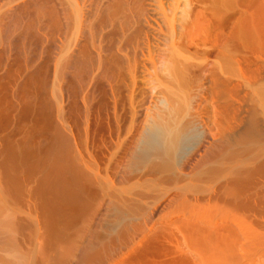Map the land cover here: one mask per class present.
<instances>
[{"label":"bare ground","instance_id":"6f19581e","mask_svg":"<svg viewBox=\"0 0 264 264\" xmlns=\"http://www.w3.org/2000/svg\"><path fill=\"white\" fill-rule=\"evenodd\" d=\"M0 264H264V0H0Z\"/></svg>","mask_w":264,"mask_h":264}]
</instances>
